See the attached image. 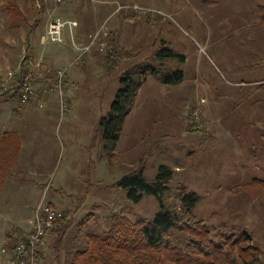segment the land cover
Listing matches in <instances>:
<instances>
[{"label":"rangeland","instance_id":"obj_1","mask_svg":"<svg viewBox=\"0 0 264 264\" xmlns=\"http://www.w3.org/2000/svg\"><path fill=\"white\" fill-rule=\"evenodd\" d=\"M77 1L74 12L64 16V3L18 0L21 16L17 17L9 15L0 0V58L7 64L0 70V94L12 91L19 97L16 85L23 71L33 74L35 67L42 72L46 66L45 57L44 64L36 66L43 48L55 53L66 50L63 60L57 61L61 70L43 78L48 83L53 80L47 93L55 94L58 110L53 103H42L41 110L43 116L57 112L55 119L47 115L42 119L58 143L46 189L50 194L58 187L66 190L57 197L66 209L56 207L63 210L70 225L58 257V233L52 230L47 234L40 246L43 263L66 264L75 241L106 234L116 214L137 221L153 219L161 211L154 195L144 194L140 202H133L128 191L118 186L143 160L149 179L157 177L161 166L175 171L164 197L168 207L178 205L180 191L189 188L199 197L195 209L199 220L219 230L225 228L227 234L248 232L264 251V191L258 196L256 183L247 190H234L242 175L237 174L238 168L231 171L237 163L231 154L223 156L229 164L219 167V111L225 105L230 111L232 90H237L233 81L264 77L260 60L254 69H258L256 77L238 71L244 60L251 58L244 53L252 50L233 45L241 41L236 37L223 39L225 34L242 29L243 20L251 16L249 10L231 8L232 14L224 5L220 10L206 9L203 0ZM54 17H74L80 22L74 31L65 29L62 44L47 39V24ZM102 38L108 41L106 51L99 50ZM93 42L89 50L76 47L85 48ZM153 69L156 73L147 74L121 139H105L101 120L109 117L122 79ZM178 71L184 75L181 81H165L168 74L175 77ZM9 73L16 74V79L4 87L3 79ZM198 109L199 118L195 116ZM253 158L246 153L243 159L249 167L244 179L264 180V172L251 166L252 161L255 164L261 159ZM32 186L27 185L24 196L0 199V249L5 236L21 240L29 230L21 220H25L28 204L35 201Z\"/></svg>","mask_w":264,"mask_h":264},{"label":"crops","instance_id":"obj_2","mask_svg":"<svg viewBox=\"0 0 264 264\" xmlns=\"http://www.w3.org/2000/svg\"><path fill=\"white\" fill-rule=\"evenodd\" d=\"M77 3V0H67L63 4L64 16H69L74 12L75 5L78 6ZM223 5L228 6L230 9L237 8L236 11L240 9L243 11L249 10L251 13L250 17L243 20L244 26L242 29L225 34L223 39L236 37L241 41L233 45H240L245 50H252L250 51L251 55L249 52L244 53V56H250L251 58L244 60L243 69L238 71H242L244 75L247 74L249 77H256L254 74L258 69H254L258 67L257 61L264 62V58L260 59L264 57V0H203L202 3V6L206 9L219 7L220 10ZM233 12L234 10L231 9L232 14ZM112 14H115V11ZM66 19L77 20L74 17ZM39 54L48 61L42 72L35 69L36 67L33 70V76L37 80L38 96L29 102H22L19 99L20 96L18 97L12 91L0 94V184H2L0 199H13L19 195L24 196L27 185H33L31 193L35 201L28 204L25 220H21L23 228L26 223L29 226V230L23 235V238L31 230L34 211L45 194L50 204L66 209L63 202H57L58 194L64 193L66 190L63 187H58L54 190V194H50L49 190L46 189L47 180L56 158L58 143L54 133L48 131L42 119L46 115L50 119H55L57 112H47L43 116L41 110L42 103H46V105L53 103L55 109L57 105L58 110L55 94L47 93L53 80L48 83V79L43 78L47 77L46 73L50 74L56 69L61 70L57 65V61L61 62L63 60L66 50L55 53L43 48ZM3 58H0V70L7 65ZM233 84L237 90H232L230 111H228L227 105L223 106V111H219V149L222 154L219 167L223 168L229 164L224 162L225 157L223 156L226 153L231 154L234 160L237 161V163L232 164L231 171L238 168L237 174L242 176L235 185V190L237 186L255 181L264 184L262 179H244L248 165L243 163L246 153L248 158L252 155L253 160H261H257L258 162L255 164L252 161L251 166L255 169L260 168V172H264V77L252 81H233ZM34 101L40 107L34 104ZM47 167H50L49 170H45ZM262 191L264 189L260 190L258 196ZM7 236L4 237L5 241L2 246L10 243L6 242ZM17 241L15 239L11 243Z\"/></svg>","mask_w":264,"mask_h":264},{"label":"trees","instance_id":"obj_3","mask_svg":"<svg viewBox=\"0 0 264 264\" xmlns=\"http://www.w3.org/2000/svg\"><path fill=\"white\" fill-rule=\"evenodd\" d=\"M2 1L9 15L21 16L18 0ZM165 52L168 50H163ZM150 73L156 71H141L136 77L126 75L122 79L123 86L117 93L109 117L101 120L105 139L112 142L121 139L126 119ZM183 78V73L178 71L175 77L172 73L168 74L165 81L173 83ZM145 165L143 160L139 169L125 175L118 186L128 191V197L133 202H140L144 194L154 195L160 202L161 211L153 219L137 221L116 214L106 234L84 236L81 243L75 241V247L66 256V264H264V251L250 233L227 234L224 227V230H219L196 217L199 197L195 191L183 187L178 205L168 207L164 197L175 171L161 166L157 177L149 179L144 172ZM254 183L259 185L260 190L264 189L260 181L235 189L247 190ZM89 217L91 215L85 219ZM69 225L65 214L53 229L58 233L55 243L57 257L62 252V241ZM13 241L15 237L8 235L6 242L11 244Z\"/></svg>","mask_w":264,"mask_h":264},{"label":"built area","instance_id":"obj_4","mask_svg":"<svg viewBox=\"0 0 264 264\" xmlns=\"http://www.w3.org/2000/svg\"><path fill=\"white\" fill-rule=\"evenodd\" d=\"M85 1V0H79ZM57 4H62L65 0H55ZM121 11V10H120ZM79 26V22L73 19H64L61 17H55L51 19L47 28V39L48 42L55 44H62L64 40V32L67 27L73 31ZM108 35V33H107ZM99 35L97 36V38ZM94 42L81 48L76 46L78 50L83 51L85 49H91ZM108 48V41L106 38H102L99 41V50L106 51ZM44 64V58L41 57L36 62V66L40 67ZM19 81H17L16 89L22 102H29L38 96L37 89L34 84L33 74L23 72ZM63 77L64 72H59ZM16 79V74L9 73L7 77L3 79V86L7 87L10 85L12 80ZM62 81H60L61 83ZM200 110L195 112L197 118L200 117ZM64 212L60 208L50 204L45 196L41 199L37 205L33 218L31 220V230L27 234L24 240H18L14 243L5 244L0 249V264H44L39 257V247L43 244L45 237L51 232L58 222L63 219Z\"/></svg>","mask_w":264,"mask_h":264},{"label":"bare ground","instance_id":"obj_5","mask_svg":"<svg viewBox=\"0 0 264 264\" xmlns=\"http://www.w3.org/2000/svg\"><path fill=\"white\" fill-rule=\"evenodd\" d=\"M85 1H87V0H85ZM55 18V17H54ZM51 19H53V18H51ZM51 19L49 20V23H50V21H51ZM49 23H48V26H49ZM57 226V225H56ZM26 237H24V238H22L21 240H24ZM40 252H41V250H40V247H39V257L41 258V254H40ZM41 260H42V258H41Z\"/></svg>","mask_w":264,"mask_h":264}]
</instances>
